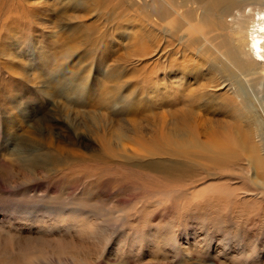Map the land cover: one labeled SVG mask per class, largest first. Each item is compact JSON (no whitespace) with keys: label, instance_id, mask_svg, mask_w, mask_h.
<instances>
[{"label":"rangeland","instance_id":"1","mask_svg":"<svg viewBox=\"0 0 264 264\" xmlns=\"http://www.w3.org/2000/svg\"><path fill=\"white\" fill-rule=\"evenodd\" d=\"M148 7L0 0V264H264V140Z\"/></svg>","mask_w":264,"mask_h":264},{"label":"bare ground","instance_id":"2","mask_svg":"<svg viewBox=\"0 0 264 264\" xmlns=\"http://www.w3.org/2000/svg\"><path fill=\"white\" fill-rule=\"evenodd\" d=\"M148 1L150 2V7H148L149 11H147L151 17L149 41L153 49L158 47L160 42L158 40L159 37H157L159 32L163 38H166L164 37L165 31H169V34H171L170 39L168 34V39L166 38L167 41L163 44L166 47L171 46V42L168 40L174 41L175 34L179 33V46H181V42L186 38L188 42L186 46L202 49L197 52L200 55L198 60L202 64L208 62L209 79H211L209 84L212 85L210 87L222 86V88H226L227 94L231 96V98H228L233 102L228 103L226 99L222 98L223 101L221 102L223 104L221 107L223 110L229 109L237 112L238 122L242 121L241 114L244 112L245 116L248 117L250 128L255 129L261 135L260 140L263 141L264 0ZM185 28L188 29L186 30ZM194 35L195 38L192 37ZM134 38L137 39L136 36ZM211 42H213L214 53L210 52L211 60L207 61L206 55L208 54V50H210L207 46ZM202 95L205 96L204 93ZM186 97L188 101L190 95ZM199 99L197 97V100ZM197 100L195 102H198ZM208 104L209 106L216 105L213 103L212 98H210ZM194 112L193 109H184V112L178 117V125L182 129L180 131L182 140L178 145L184 150L198 144L197 138H194L190 131ZM216 134L218 137L212 136L208 140L214 148L213 150H208L213 152L208 161L214 167H211L210 170L209 168L206 170L197 168L194 171L186 168L181 175L182 179L190 182L192 177L197 179L200 175L203 177L199 180H203L207 174L209 178L212 173L211 170L216 173L223 171V168H226L229 165L228 163L232 162L224 158L223 150L216 141V139L221 137V134ZM202 151L204 152L205 150ZM254 158L256 159V157ZM186 163L189 162L187 161ZM252 181L255 189L264 192V181Z\"/></svg>","mask_w":264,"mask_h":264}]
</instances>
